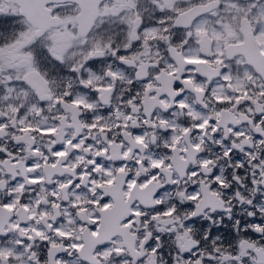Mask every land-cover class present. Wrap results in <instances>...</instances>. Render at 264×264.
Returning <instances> with one entry per match:
<instances>
[{"label":"snow or ice","instance_id":"obj_1","mask_svg":"<svg viewBox=\"0 0 264 264\" xmlns=\"http://www.w3.org/2000/svg\"><path fill=\"white\" fill-rule=\"evenodd\" d=\"M0 264H264V0H0Z\"/></svg>","mask_w":264,"mask_h":264}]
</instances>
